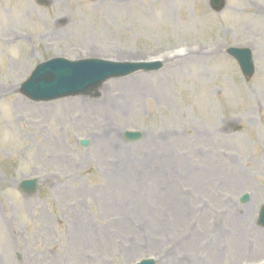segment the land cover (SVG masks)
I'll use <instances>...</instances> for the list:
<instances>
[{"label":"rangeland","instance_id":"rangeland-1","mask_svg":"<svg viewBox=\"0 0 264 264\" xmlns=\"http://www.w3.org/2000/svg\"><path fill=\"white\" fill-rule=\"evenodd\" d=\"M51 1L0 0V264H264V0ZM53 56L163 67L31 101L19 85Z\"/></svg>","mask_w":264,"mask_h":264},{"label":"water","instance_id":"water-1","mask_svg":"<svg viewBox=\"0 0 264 264\" xmlns=\"http://www.w3.org/2000/svg\"><path fill=\"white\" fill-rule=\"evenodd\" d=\"M216 11L224 6L223 0H211ZM237 59L244 76L248 77L254 71V67L248 51L244 49H231ZM160 67L159 62H112L101 59H82L69 61L64 58H54L41 63L32 71L30 77L21 85V92L29 98L39 100H52L63 96L74 95H98V88L107 79L124 76L133 71L143 69L151 70ZM124 137L128 140H136L139 133L126 132ZM87 141L81 145L86 146ZM20 189L33 193L36 189V181L25 180L20 184ZM247 195L241 198L244 202ZM258 223L264 226V205L260 208ZM137 264H154L152 259L142 260Z\"/></svg>","mask_w":264,"mask_h":264},{"label":"bare ground","instance_id":"bare-ground-1","mask_svg":"<svg viewBox=\"0 0 264 264\" xmlns=\"http://www.w3.org/2000/svg\"><path fill=\"white\" fill-rule=\"evenodd\" d=\"M164 4H166V3H164ZM220 48H221V46L216 45V46L213 47L212 51L214 53H218L219 54ZM196 55H198V54H196ZM198 77H199V80H205L206 79V78H203V72H198Z\"/></svg>","mask_w":264,"mask_h":264}]
</instances>
